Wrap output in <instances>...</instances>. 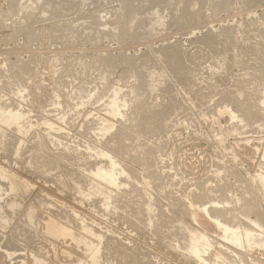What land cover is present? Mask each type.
Returning <instances> with one entry per match:
<instances>
[{"label": "rangeland", "instance_id": "rangeland-1", "mask_svg": "<svg viewBox=\"0 0 264 264\" xmlns=\"http://www.w3.org/2000/svg\"><path fill=\"white\" fill-rule=\"evenodd\" d=\"M31 1H33L30 2L33 8L27 9L28 6H26L23 0L21 4H19V1H16V5L14 3L11 4L9 0H0V20L3 22L0 21V102L5 104V106L3 104L0 105L11 107L10 109L7 108L8 110H18L20 114L18 124L21 122L18 127L23 123V127H20L21 129L17 128L19 131L16 129L17 125L11 124L12 126L4 127L5 130L3 129L0 133L1 137L5 134L6 136L8 135L7 137L9 141L11 140L13 146L14 143H22L20 144L18 157L14 156V158L13 156H6L3 150H1L2 146H0V180L2 181H0V188L2 190L0 194V202H2L0 203V218L3 213L9 220L6 221L7 218L4 216L2 219H5H0V221H5L3 222L4 224L9 222V225L0 223V227H3L0 228V264H41V262L42 264H83L87 262V255L80 246L73 243L67 237L57 238L58 240L52 238L53 236H48L50 233L47 234L45 231L46 226H44V222L48 217L50 219L51 216L59 220V217L54 215L56 211L57 213L60 212L59 209V212L57 210L58 207L63 210L65 209V211L68 210L67 212H73L72 215L78 214L80 218L87 219L90 223L92 221L98 224L103 223L102 225L106 226L107 229H111L112 237L114 236L116 239H122V241H128L138 246L137 248L140 249L141 253H149V256L157 264H192L191 261H184L178 252L171 251L156 239L155 241L158 244L154 241V238L150 240L151 238L148 237V239L146 235L135 234L136 232L132 231L128 226L126 227L122 222H113L102 214L94 212L92 207L89 206L90 204L81 201L76 194H73L75 192L70 189V186L73 184L72 178H76L80 173L79 168L76 166L79 163L81 153H78L80 155H73V153L70 155L64 147L66 145L67 148L76 150L80 147L84 151L83 148L86 147V143H93L94 141V143H101L102 137H99L101 136L99 131H95L96 133L93 131L95 135L92 132L89 133L88 127L85 126L87 121L84 122V118H86L89 111H92L91 114L93 115H89V120L97 117L99 120L96 118L97 121H95L101 123L100 119L104 120L105 118L115 123L116 126H119L120 123L117 118L111 117L107 111L106 107L109 109L110 105H112L108 102L111 99V103L115 102L113 99L114 95L120 96L125 91H129L137 86L138 82H141L142 87L147 90H145V93L141 97L138 96L137 101L140 107L144 106L143 110L147 109V118L152 117V119L149 120L148 118V121L142 120L140 123L141 129L145 130V135L147 136H142L138 140L135 135L131 140H126L125 143L131 145L137 153L141 143H146L150 147L157 146V154H154L153 157L156 155L158 158L163 152V156L160 159L165 158L170 168H173H171L172 173L177 174V180H182L175 187L174 191H171L170 188L161 187L160 195L164 194L162 196L167 195L168 197L177 195L175 192L181 191L180 184H184L182 186L184 188L185 186L198 183L199 187H202L206 191L210 186L208 181L214 176L215 165L217 162H220L218 157L222 162L224 160L227 161L231 168H236L235 170L239 171L238 174L240 173L241 177L245 178V180H249L250 176L256 174L259 162L263 159L256 149L261 142L264 143L262 141L264 133H261V135L254 133L255 128H253L250 133L244 136L240 135L241 133L237 130L234 131L237 134H234L232 131L228 134L226 132L227 126L235 125L234 119L231 120L228 117L229 114L223 112L224 110L221 111V107L219 106L221 104L222 109H226L229 106V109L233 108L232 110L235 113V109L237 108L236 102L241 101V97L244 94L247 96L255 95L253 88L257 87L259 83L251 86L250 80L256 79L259 76L261 78V75L264 77L262 74V72L264 73V0H78L80 4L77 3V0H35V3L34 0ZM63 5H66L67 9ZM68 6L70 7L68 8ZM131 8L134 10V13H132ZM22 9H25L24 13ZM14 10L16 11L14 12ZM171 52H173V55ZM123 56L130 59V61H136L137 64H135L134 68L138 69V73L135 72L137 69L132 68L133 66ZM258 58H262V60H258ZM261 61L262 65L260 64ZM83 66L86 67L84 68ZM261 68L263 71H260ZM259 71L260 73H258ZM100 72H104L103 77L108 79L109 85L111 84V87H108L105 94L99 100L96 99L97 102L93 100V103L91 101L84 105L78 104V102L70 103L71 101L66 98L68 90L71 91L76 88L77 82L79 85L81 84L80 86L88 87V89H91L93 86L95 87V83H99ZM157 74L158 76H156ZM69 79L75 82L72 81V83ZM82 79H85V81L83 80L82 82ZM65 80L66 82L68 81V86ZM93 80H97L98 82H93ZM152 81L154 82L153 85ZM2 82H5V86H1ZM7 83L11 87L9 84L6 85ZM89 84L92 85L90 86ZM15 88H17V91ZM247 92L250 94L248 95ZM56 96L62 100L58 101ZM261 97L260 94L258 98L260 99ZM55 100L60 103V105L58 104L60 107L57 105L59 108L55 107L56 109L52 106ZM224 101L226 103L222 105ZM8 103L12 104L9 105ZM89 103L93 105L90 106ZM14 105L15 107H13ZM63 105L66 109L63 108ZM44 106L45 108H42ZM4 107L2 109H5ZM163 108H165L164 112ZM102 109H106L107 113L104 110L102 111ZM143 110H140L141 114L139 118H143ZM68 112L74 114V116H71ZM63 113L65 114L64 116L61 115ZM75 114L79 118H76ZM37 115L40 120L42 119L39 122H37ZM58 115H61V118ZM56 116L59 117V120ZM44 118L48 119L45 120ZM63 119L65 120L63 121ZM43 120L48 123L46 124ZM67 120L69 125L67 124ZM71 121L72 123L75 121V123L71 124ZM49 124H51V127ZM42 125L46 127L43 128ZM238 125L243 126V123H238ZM61 127L64 128L62 129ZM50 128H56L58 133L54 130L52 131ZM58 128H60V131ZM232 128L235 130L234 126ZM48 129H50V132ZM87 129L88 131H86ZM22 130H24L23 134ZM135 131L137 130L135 129ZM135 131L134 133H136ZM86 134L91 135L86 136ZM40 137L46 143H51L49 148L42 149L43 151L41 150V152L43 154H40L50 157L54 162L59 163V166H62L60 170H53L56 164L45 168L43 165H37L36 168L39 169L31 167L32 165L35 166L34 162L32 165L31 162L35 153H39L38 151L40 150L35 139ZM16 138L19 140L15 142ZM258 138L260 140H257ZM97 139H100V141L97 142ZM244 139L248 143L249 152L247 154L250 155L252 160L245 161L243 157H240L241 161H243L238 165L234 162V157L237 154L234 147H236V143L238 145L244 142ZM56 140L58 143L63 141L61 142L62 145L55 144L57 143ZM81 141L84 143L83 145ZM104 141L105 139L103 140L102 138V143ZM0 143H3V140ZM67 144H69V147ZM65 167L67 168L65 169ZM133 168H137L134 170H137L141 174L144 173L142 167L138 165H133ZM152 170L157 169L155 167ZM58 173L64 174L65 177ZM61 176L65 179H61ZM54 177H56L55 180ZM64 182L66 183V189L65 187L62 188ZM235 182L236 179L233 176L228 178L229 184H235L233 187L234 197L239 198L242 195L241 188L243 189L244 186ZM14 184L17 187H14ZM7 188L9 189L7 190ZM177 188L180 189L178 190ZM15 189H18L16 194L19 195H14ZM151 191L153 190L151 189ZM144 193L147 196L150 195L147 190ZM3 194L5 195L3 196ZM228 195L232 197L233 193H229ZM176 197L179 198V195ZM76 198L80 199V201H77ZM162 201L166 204V207H169L168 200ZM40 202L43 204H40ZM261 203L264 209L263 201ZM12 205H15V208ZM29 206H35L33 207L35 213L38 212L35 214L34 221H36V224L34 228L25 222H28L25 211L28 210ZM173 208L175 210V207ZM55 209L56 211H54ZM199 222L206 224V220L202 216L199 218ZM197 232L199 234L202 230H197ZM261 237L264 238V235H261ZM210 240L214 241L212 238ZM218 247L220 248L221 245H218ZM256 249L258 250V248ZM63 251H66V254ZM249 255L252 257L250 258ZM107 256L109 258L112 257L111 255ZM247 259H250L251 264H254L256 260H264V251L259 250L252 253L247 251Z\"/></svg>", "mask_w": 264, "mask_h": 264}, {"label": "bare ground", "instance_id": "bare-ground-1", "mask_svg": "<svg viewBox=\"0 0 264 264\" xmlns=\"http://www.w3.org/2000/svg\"><path fill=\"white\" fill-rule=\"evenodd\" d=\"M9 1H10L11 4L14 3L15 5H16V3H15L16 1H19L20 2L19 4H21V2H22V0H9ZM23 1L26 3V6H28L27 9H32L33 8L31 6L32 3H30V2H33V1H31V0H23ZM74 1H73V3H74ZM51 2H53V1H51ZM34 3H35V0H34ZM70 3H71V1H70ZM77 3L80 4L78 0H77ZM17 4H18V2H17ZM27 4H29V5H27ZM65 6L66 5H63V7L67 9V7H65ZM70 6H68V8ZM74 6H76V5L74 4ZM11 7H14V6H11ZM16 10H14V12ZM18 10L20 11L19 8H18ZM22 10H23V13H24L25 9H22ZM68 10L70 11V9H68ZM131 10H132V8H131ZM131 10H129V11H131ZM7 11H9V10H7ZM28 11H30V10H28ZM132 11H133L132 13H134V10H132ZM27 15H29V14H27ZM82 15H83V13H82ZM35 21H36V19H35ZM178 31H180V30H178ZM18 34H20V33H18ZM141 44H143V43H141ZM260 51H261V49H260ZM261 52H263V51H261ZM171 53L173 55V52H171ZM177 56H178V54H177ZM258 56H260V55H258ZM123 57H125V56H123ZM125 58H124V60H125ZM262 58L261 59L258 58V60L259 59L262 60ZM135 59H137V58H135ZM127 60L129 61L130 65L133 66L132 68H134L135 64H137L135 60L134 61H130V59H127ZM22 62H23V60H22ZM139 62L141 63V61H139ZM170 62H171V60H170ZM144 64H146V63L144 62ZM260 64L262 65V61H261ZM175 66H178V65H175ZM83 67L85 68L86 66H83ZM151 67H154V66H151ZM155 68H157V67H155ZM134 69H137V68L135 67ZM25 70H24V72H25ZM261 70H262V68L260 69V71ZM21 71H23V70H21ZM66 71H67V69H66ZM137 71H138V69L135 72H137ZM139 71H140V69H139ZM260 71L258 73H260ZM63 72H65V71H63ZM81 72H84V71H81ZM70 73H72V72H70ZM73 73H74V75H76L75 72H73ZM103 73L100 72L101 75L99 76L100 77L99 83L98 84L95 83L96 85H95V87L93 86L94 88L92 87L93 89L92 88L91 89H88V87L85 88L84 86H80L81 84L79 85V83L77 82L78 85H77L76 88H74L71 91L68 90V94L66 92V94H67V97L66 98L71 101L70 103H73V102L76 103V102H78V104L80 103L82 105L87 104L88 102H91V101L93 103V100L97 102L96 99L99 100V98L102 97L105 94L106 90L111 85V84L109 85L108 79H105V77H103L104 76ZM137 73H136V75H137ZM144 74H147V73H144ZM144 74H140V75H144ZM158 74L156 76H158ZM262 74L264 75L263 72H262ZM68 75H71V74H68ZM68 75H67V77H68ZM163 75H165V74H163ZM76 77H75V79H76ZM254 77H255V75H254ZM259 77H257L256 79H254V78L252 79L250 77L252 79L249 82L251 84V86L257 85L259 83L257 85V87L253 88L254 89V92H255V95L254 96H253V94L252 95H249L250 93H248V92H247V94L249 96H247V95L244 94L241 97L242 100L239 101V102H236V105H237L236 106L237 107L236 109H237V111L235 109V113L232 110L233 108L230 110L229 109V106H228V108L222 109L223 107L221 106V104H220V106L218 104V106L221 107L220 108L221 111L224 110L223 112L229 114L228 117L231 120L234 119L235 125L233 124V125L227 126L228 128L226 129V132L228 134L231 131L234 132V131L237 130L239 133H241L240 135H243L244 136V135H247L248 133H250L252 131L251 129H253V128H255V132L254 133H258L260 135H261V133H264L263 132V127H264V77L262 75H261V78L263 77V79H261ZM71 79H72V77H71ZM71 79H69V80L71 81ZM89 79H91V78H89ZM96 79L98 80L97 77H96ZM180 79H182V78H180ZM7 80H8V82H10L9 79H7ZM21 80H22V78H21ZM83 80L85 81V79H82V82H83ZM97 80H93V82L94 81H97ZM72 81H74V80H72ZM65 82H66V80H65ZM117 82H118V80H117ZM4 83L5 82H2L1 83L2 85L1 86H5ZM84 83H86V82H84ZM140 83L141 82H138L137 83V86H135L133 89H131L129 91H125L120 96L114 95L113 99H114L115 102H112L111 103L110 101H112V99L108 102V103H110L112 105L109 104L110 105L109 109H108V107H106L107 108V111L111 115V117L117 118L118 122L120 123L119 126H116L115 123L111 122L110 120H106L105 118H104V120L100 119L101 120V123H99V121H98V123L96 122L97 119H98L97 117H96L97 119L95 118L93 120H91V119L89 120L88 119L89 115H93V114H91L92 111H89L88 114H87V116H86V118H84L85 119L84 122L87 121V124L85 126L88 127V129L90 131L89 133H91V132L93 133V131L94 132L95 131H99V134L101 135L99 137H102L103 140L105 139V141L103 143H102V138H101V143H94L95 141L94 142L92 141L93 143H86L85 144L86 147L84 145L85 148H83L84 151H82V148H80V147H78V149L76 150V149H73V148H67L66 145H65L64 148L68 152V154L71 155V153H73V155H74V154L81 153V156L79 157V163L76 166V167L79 168L78 170L80 171V173H79V175L76 178H72L71 177L73 179V184L71 186L69 185L70 186V189L73 192H75L73 194H76L78 196V198L81 199V201H84V202H87L88 204H90L89 206L92 207V209L94 210V212L99 213V214H102L105 218H108L109 220H111L113 222L114 221L115 222H117V221L122 222V224H124L126 227L128 226V228H130L132 231L136 232L135 234L138 233V234L146 235L147 238L148 237L151 238L150 240H152V238H154V241L156 239L159 243H162V245L168 247L171 251L178 252L179 253V256L182 257L184 261L185 260L187 262L188 261L189 262L191 261L192 264L198 263V262L201 263V264H251L250 259L249 260L247 259V251H249L251 253L253 251L254 252H258L259 250L264 251V238L261 237V235H264V209L261 206L262 205L261 201H263V203H264V143L261 142V144L259 145V147L256 149L258 151V153L261 154V157L263 159L260 160V162H259V168L256 171V174L255 175H252V176L249 177V175L247 174L248 177H249V180H245V178L241 177V174L240 173H239L240 175L238 174L239 171L237 172L235 170L236 168H234V169L231 168L229 166V164H228L227 161L224 160L222 162L220 160V158L218 157V160L220 162H217L216 161L217 164L215 165V170H214V173H213L214 176H212L211 179L208 181V183L210 184V186L207 188L206 191H204V189L202 187H199L200 185H198V183L197 184H193V185L191 184L190 186L189 185L188 186H185L184 188L182 187L184 184H182V185L180 184L181 191L179 190L180 188L179 189L177 188L179 191L175 192V193H177V195H179V198L176 197L177 195L172 196V197H168L167 195L162 196L164 194L160 195V188L161 187L170 188L171 191H174L175 190V187H177V185H179V182L182 181V180L181 181H178L177 180L178 178L176 177L177 174L175 175V174L172 173L171 170L173 168L172 167H171L172 169L170 168V165L168 164V161L165 160V158L160 159L163 156V152L157 158L156 155H155V157H153L154 154H157V151H156L157 150V146L150 147L146 143H141L140 146H139L138 153H137L136 150L131 145H127L125 143L126 140L127 141L128 140H131L132 138H134L135 135L137 136L138 140L142 136H147V135H145L146 134L145 130H142L141 129V124H140L142 120L148 121V118L149 117L147 118V114H146V110L147 109L146 110H143V107L144 106L143 107H140L139 106V102L137 101L138 96L141 97L145 93V90H147V89L143 88ZM153 83L154 82L152 81V85H153ZM8 84L9 83H7L6 85H8ZM66 84H67V86L69 85L68 84V81L66 82ZM92 84H89V85L91 86ZM85 86H86V84H85ZM10 87H11V85H10ZM8 88H9V86H8ZM112 88H113V86H112ZM10 89L12 90V88H10ZM15 89L17 91V88H15ZM151 89H152V87H151ZM154 89H155V87H154ZM109 91H110V89H109ZM109 91H107V92H109ZM107 94H109V93H107ZM260 94H261L262 97L259 99L258 97H260ZM240 95H242V94H240ZM4 96H5V94H4ZM172 96H173V94H172ZM103 98H105V97H103ZM238 98H240V97H238ZM26 99H28V98H26ZM57 100L59 101V100H62V99H59L58 98ZM100 101H101V99H100ZM226 101H228V99H226ZM226 101L222 102V105H224V103H226ZM231 101H232V99H231ZM108 103H107V106H108ZM0 104H3V103L0 102ZM10 104H12V103H10ZM40 104H42V103H40ZM58 104L60 105V103L55 100V103H53L52 106L55 108V107H58L59 106ZM104 104H106V103H104ZM104 104H103V106H104ZM147 104H148V102H147ZM3 105L5 106V104H3ZM3 105H0V106H2L0 108V133L4 129V127L10 126L11 124H14V126L17 125L16 126V129L17 128L18 129H21L20 127L22 126L23 123L21 124V126L18 127V125H20V123H21L20 122L18 124V121L20 119V114H19L18 110H16L17 112L15 110L13 111V109L12 110H8L11 107L10 108L9 107H4ZM76 105H74V106H76ZM91 105H93V104H90V106ZM37 106H38V104H37ZM77 106H76V108H77ZM103 106H101V107H103ZM3 107L5 109H2ZM13 107H15V105ZM66 107H67V105H66ZM80 107H82V106H80ZM16 108H17V106H16ZM42 108H45V106L42 107ZM63 108H65L64 105H63ZM150 108H152V107H150ZM73 109H70V110H73ZM96 109H97V107H96ZM164 109L165 108H163V112H164ZM68 110H66V111H68ZM103 110L106 112V109H102V111ZM140 110H143V112H142L143 118H139V115L141 114ZM166 111H165V115H166ZM71 112H73V111H71ZM77 112H75V113H77ZM174 112H175V110H174ZM64 113H66V112H64ZM64 113L61 114V115L64 116L65 115ZM48 114H49V111H48ZM69 114H71V113H69ZM237 114H239V115H237ZM52 115H56V114H52ZM61 115H58V116H60V118H61ZM72 115L74 116V114H71V116ZM153 115H154V113H153ZM163 115H164V113H163ZM58 116H56V117H58ZM36 117L38 119L37 122H39L40 118H38V115ZM56 117H55V119H57ZM100 117H101V115H100ZM21 118H23V117H21ZM64 118H68V117H64ZM69 118H70V116H69ZM76 118H79V117L76 115ZM164 118H162V119L164 120ZM46 119H48V118H46ZM150 119H152V117L149 118V120ZM58 120H59V117H58ZM64 120L65 119H63V121ZM68 120H67V124H68ZM45 123L42 122V124H44V125H45ZM74 123H75V121H74ZM74 123H72V121H71V124H74ZM238 123L239 124L240 123L241 124L243 123V126H239ZM44 125H42V127ZM50 125L51 124H49V126ZM159 125H160V123H159ZM52 126H53V123H52ZM233 126L235 127V130H233V128H232ZM45 127H43V128H45ZM54 127H52V128H54ZM52 128H50V129H52ZM56 128L55 129H52V131L54 130V131L57 132V129ZM61 128L63 129L64 127H61ZM143 128H145V127H143ZM50 129H48L49 132H50ZM58 129L60 131V128H58ZM88 129L86 131H88ZM135 129L137 131H135ZM160 130H161V128H160ZM23 131L24 130H22V134H23ZM80 131H81V129H80ZM134 131L136 133H134ZM35 133H36V131H35ZM52 133H54V132H52ZM57 133H55V134L57 135ZM79 133H81V132H79ZM82 133H83V130H82ZM84 133H87V132H84ZM235 133L236 132H234V134ZM48 134H50V133H48ZM43 135H44V133H43ZM64 135H66V134H64ZM81 135H83V134H81ZM87 135H91V134H86V136ZM7 136H6V134L3 135L2 137L0 136V139L3 140V143H0V146H2L1 147V150H3V152H4V154L6 156H13V158H14V156L18 157V155L20 153V144H22V143L18 144L19 142H17V144H16V143L13 142L14 143V146H13L11 140L9 141V138ZM74 136H72V137H74ZM15 137H12V138H15ZM222 138H219V139H222ZM86 139H88V138H86ZM90 139H92V138H90ZM2 140L0 142H2ZM18 140L16 138L15 142L18 141ZM35 140L37 141V143H38V145L40 147V150L38 148V150H39L38 152L39 153H35V155L33 154L34 155L33 161L32 162L30 161V162H31V165L34 162L35 166L32 165L31 167L36 168L37 165H43V167L45 168V167H49V166L52 167L53 164H56L55 165V168H53V170H56V169H59L60 170L62 168V166H59V163L54 162V160L51 159L50 157H47L45 155H42L43 153L41 152V150L44 149V148H47V147L49 148V146H50L51 143L50 142L49 143H46V141L45 140L43 141L41 137L40 138H37ZM49 140H50V137H49ZM80 140H82V139H80ZM93 140H96V139H93ZM257 140H260V138H258ZM20 141H22V140H20ZM82 141H84V140H82ZM99 141H100V139L97 142H99ZM262 141L264 142V137H263V140ZM56 142H57V140H56ZM61 142H63V141H61ZM61 142H59L60 144L58 142L55 143V144L62 145ZM68 143H70V142H68ZM78 143H77V145H78ZM83 144L84 143L82 142V145ZM67 145L69 147V144H67ZM82 145H79V146H82ZM143 146H144V148H143ZM247 146H248V143L245 142V139H244V142L239 143L238 145L236 143V147H234V148H236L235 149V152L237 154L236 155L234 154L235 157L233 155L234 162H236V164L240 165V163L243 161V160L241 161V158L240 157H243L245 159V161L251 159L250 158V155L247 154L249 152ZM53 147H55V146H53ZM59 147H61V146H59ZM72 147H74V145H72ZM162 147H163V145H162ZM35 148H37V147H35ZM159 148H160V146H159ZM250 149H252V148H250ZM230 151H231V149H230ZM54 152H56V151H54ZM40 153H42V154H40ZM44 154H45V152H44ZM230 154H231V152H230ZM232 154H233V152H232ZM78 155H80V154H78ZM215 156L217 157V155H215ZM254 156H256V155L254 154ZM68 157H70V156H68ZM238 158H240V159H238ZM23 160H25V159H23ZM70 161H72V160H70ZM59 162H61V161H59ZM29 165H30V163H29ZM133 165H138V166L142 167V170H143L144 173L141 174L137 170L135 171L134 169H137V168H133ZM69 167H71V166H69ZM155 167H156L157 170H154L153 171L152 168H155ZM66 168L67 167H65V169ZM36 169H39V168H36ZM50 169H52V168H50ZM71 169H73V168H71ZM40 170H42V169H40ZM37 171H39V170H37ZM67 171H68V169H67ZM52 172H54V171H52ZM48 173H50V172L48 171ZM59 175H63L64 176V174H59ZM230 176H233L236 179V182L235 183H240L241 185L244 186L243 189L241 188L242 195L239 198H235L234 197L235 195H234L233 187H234L235 184L232 185V183L231 184L228 183V178ZM44 178H45V176H44ZM55 179H56V177H54V180ZM61 179H63L62 176H61ZM68 181H70V180H68ZM71 183H72V181H71ZM65 184L66 183L64 182V185L62 186V188L65 187V189H66V185ZM211 185H214V186H211ZM15 186L16 185L14 184V187ZM57 186H58V184H57ZM3 189L5 190V188H3ZM8 189L9 188H7V190ZM151 189L153 191H151ZM145 190H147L150 193L149 196H147L144 193ZM1 191L2 190L0 188V194H1ZM17 191H18V189L14 192V195H19V194H16ZM64 192H66V191H64ZM153 192H154V194H153ZM229 193H231V194L233 193V196L232 197H229V195H228ZM5 194H3V196ZM11 195H13V194H11ZM50 196H51V194H50ZM9 197H10V195H9ZM9 197H7V198H9ZM78 198H76L77 201H80V199H78ZM38 199H39V197H38ZM162 200H164V201L165 200H168L169 201V207H166V204ZM178 200H179V202H178ZM51 201H52V199H51ZM0 203H2V202H0ZM41 203L42 202H40V204ZM12 206H14V208H15V205H12ZM33 207H35V206H33ZM33 207H30L29 206L28 207V210L25 211V214L26 215L25 214L24 215L28 219V222L27 221H25V222L28 223L30 226H32L34 228V226L36 224V221H34V218H35V214H37L38 212L36 211L37 213H35V210H34ZM173 207H175V210H174ZM37 208H35V209H37ZM58 209L60 210V212H59ZM57 210H58L59 213H57V211L55 209L54 211H56V213L54 215H56L57 217H59V220H57V219H55V218H53L51 216H50V219H49V217L47 218L45 216V218H47L46 219L47 221L44 219L45 220V222H44L45 225L44 226H46V230L45 231L47 232V234L50 233V235H48V236H53L52 238H56L57 239V238H62V237L66 238L67 237L73 243H75L78 246H80L83 249V252L87 255V258H88V261L85 262V263H83V264H157L156 261L153 260L151 258V256H149V253L148 254L147 253H144V254L141 253L140 249L137 248L138 246H135V245L129 243L128 241L127 242L126 241H122V239H120V240L119 239H116V238H114V236L112 237L111 236V229H107L106 226L102 225L103 223L102 224H98V223L93 222V221H92V223H90V222H88L87 219L80 218L78 216V214L77 215H74V214L72 215L73 212L72 213H71V211L70 212H67L68 210L65 211V209L64 210L62 208L60 209V207H58ZM13 211H12V213H13ZM2 214H1V218L0 219L3 220L5 218H7L6 221H9L8 220V217L7 216L5 217L4 214L3 215ZM3 216L5 218L2 219ZM201 216L206 220V224L207 225L206 224H202V223L199 222V218ZM3 222H5V221H0V223H3ZM6 224L9 225V222L8 223H5L4 225H6ZM107 224H109V223H107ZM0 228H3V227H0ZM43 229H44V227H43ZM197 230L198 231L199 230H202V232H200L199 234H197L198 233ZM239 230H241V231L239 232ZM25 232H27V231H25ZM242 233H244L245 235L244 234L243 235H239V234H242ZM211 238L214 241H211L210 240ZM63 240H65V239H63ZM213 242H215V243H213ZM218 245H221V247L219 248ZM256 248H258V250ZM63 252L66 254V251H63ZM107 255H111L112 257L109 258V256H107ZM249 257H250V255H249ZM41 264H42V262H41ZM254 264H264V260L263 259L260 260V261H257L256 260V261H254Z\"/></svg>", "mask_w": 264, "mask_h": 264}]
</instances>
